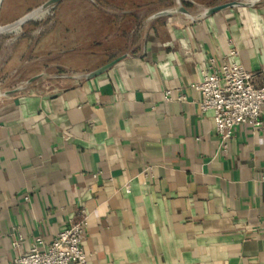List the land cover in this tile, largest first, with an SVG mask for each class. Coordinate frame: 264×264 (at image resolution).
Masks as SVG:
<instances>
[{"label": "crops", "instance_id": "0c3cea01", "mask_svg": "<svg viewBox=\"0 0 264 264\" xmlns=\"http://www.w3.org/2000/svg\"><path fill=\"white\" fill-rule=\"evenodd\" d=\"M113 10L70 32V72L0 96V264L80 209L86 264H264V109L222 152L194 88L231 49L264 82V0L194 20Z\"/></svg>", "mask_w": 264, "mask_h": 264}, {"label": "rangeland", "instance_id": "374dc122", "mask_svg": "<svg viewBox=\"0 0 264 264\" xmlns=\"http://www.w3.org/2000/svg\"><path fill=\"white\" fill-rule=\"evenodd\" d=\"M45 1L47 0H2L0 26L14 23L25 14L37 9ZM179 1L189 9L191 14L195 15L204 7L231 0H191L194 4L189 0ZM176 2L177 0H65L58 2L49 8L45 16L26 21L18 31L0 33V93L18 87L26 88L28 85H25V82L33 76L39 75L38 79H40L43 76L52 77L70 72V68L66 67L70 61L69 55L72 53L70 50L84 49L85 44H81L80 41L71 44L69 34L72 30L78 33L82 30L85 32L87 28L85 20H90L94 16L102 18L105 11L115 10L117 7L125 12L134 10L148 19L159 10L174 7ZM63 49L67 52H63ZM33 73L36 74L32 75Z\"/></svg>", "mask_w": 264, "mask_h": 264}, {"label": "built area", "instance_id": "2783aa9c", "mask_svg": "<svg viewBox=\"0 0 264 264\" xmlns=\"http://www.w3.org/2000/svg\"><path fill=\"white\" fill-rule=\"evenodd\" d=\"M194 88L200 93V112H210L219 148L227 152L234 128L241 124L257 127L264 109V82L257 83V72L243 67L234 49L220 65L201 71ZM169 90L164 99L170 100ZM184 99L183 96L178 98ZM78 219L70 222L48 242L37 238L26 254L13 260L14 264H86L82 242L87 225L86 212L78 211ZM14 247L17 242H13Z\"/></svg>", "mask_w": 264, "mask_h": 264}, {"label": "water", "instance_id": "95a60500", "mask_svg": "<svg viewBox=\"0 0 264 264\" xmlns=\"http://www.w3.org/2000/svg\"><path fill=\"white\" fill-rule=\"evenodd\" d=\"M1 1H0V3H1ZM59 1H61V0H47L41 6H39L38 8H44V9L51 8V7L55 6V4H57ZM257 1L258 0L254 1V2H248L246 0H231V1L224 2V3H219V4L212 5V6L204 7L202 9H200V11L198 13L193 15L189 11V9H187L179 0H177V2H176L174 7H170V8H166V9H162V10L157 11V12L153 13L152 15H150L148 17V20L156 19V18H159V17L172 16V15H184V16L194 20V19L205 18V17L211 16V15L217 13V12H220L222 10H225V9H228V8H232V7H248V6H252L255 3H257ZM189 2L194 4V2L191 1V0H189ZM35 10L25 14L24 16L19 18L14 23L6 24V25H3V26L14 25L15 23L20 22V21H21L20 22V26H21L26 21L35 19L32 16H30ZM121 58H122V56H119V57H117L115 59H112L111 61L103 64L102 66H100V67H98V68H96V69L84 74V77L92 78V77H95V76L103 73L108 68L112 67L115 63H117ZM39 77H40L39 75L31 77L30 79H28L25 82V85L31 84L32 82L37 80ZM21 88L22 87H18V88L12 89V90H8V91L0 93V95L11 94V93H13L15 91L20 90Z\"/></svg>", "mask_w": 264, "mask_h": 264}, {"label": "bare ground", "instance_id": "6f19581e", "mask_svg": "<svg viewBox=\"0 0 264 264\" xmlns=\"http://www.w3.org/2000/svg\"><path fill=\"white\" fill-rule=\"evenodd\" d=\"M1 1V0H0ZM256 1V0H255ZM254 2V1H250ZM49 8L44 9V8H38L36 9L30 16L33 18H41L45 16L48 13ZM199 12V11H198ZM21 22V21H20ZM20 22L15 23L14 25H9V26H0V33H6V32H14L18 31L20 29Z\"/></svg>", "mask_w": 264, "mask_h": 264}]
</instances>
